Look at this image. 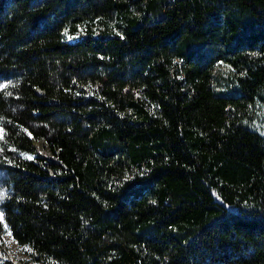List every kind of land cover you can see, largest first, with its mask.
<instances>
[{"label": "trees", "instance_id": "trees-1", "mask_svg": "<svg viewBox=\"0 0 264 264\" xmlns=\"http://www.w3.org/2000/svg\"><path fill=\"white\" fill-rule=\"evenodd\" d=\"M0 264H264V0H0Z\"/></svg>", "mask_w": 264, "mask_h": 264}, {"label": "rangeland", "instance_id": "rangeland-1", "mask_svg": "<svg viewBox=\"0 0 264 264\" xmlns=\"http://www.w3.org/2000/svg\"><path fill=\"white\" fill-rule=\"evenodd\" d=\"M5 239L7 242V246L11 250L12 256L14 257L15 261L20 264L24 261V259L28 258L26 248L20 246L9 232L5 233Z\"/></svg>", "mask_w": 264, "mask_h": 264}]
</instances>
